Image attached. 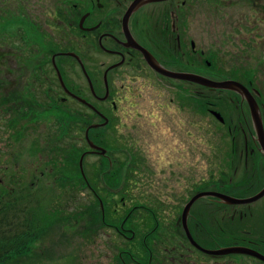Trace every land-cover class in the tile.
Masks as SVG:
<instances>
[{
	"label": "flooded vegetation",
	"instance_id": "1",
	"mask_svg": "<svg viewBox=\"0 0 264 264\" xmlns=\"http://www.w3.org/2000/svg\"><path fill=\"white\" fill-rule=\"evenodd\" d=\"M143 1L137 9H130L135 0H83L70 9H18L15 32L4 34L7 45L10 39L16 40L14 51L8 46L5 49L8 68L0 79L4 101L15 98L19 105L31 108L46 103L53 109L70 105L79 109L83 160L94 159L86 165L89 177L83 169V190L90 191L98 202L101 225L129 242L137 240L140 251L145 252L142 257L148 254L147 264L154 258L156 245L163 251L162 264L188 257L211 261L225 257L203 254L187 238L183 211L200 193L210 195L194 200L185 220L196 245L206 250L246 247L263 255L264 192L246 204H225L220 198L248 199L264 189V33L257 31L262 22L253 24L257 37L239 38L235 44L227 40L228 47L237 45L240 53L255 55V81L249 77L236 80L229 70L216 66L224 58L217 57L213 47L197 46L198 0ZM38 35L48 44L47 54H39ZM27 45L31 48L25 50ZM141 50L165 73L234 81L246 94L242 97L160 74ZM41 57H49V77L40 71ZM8 58H15V69ZM71 69L76 70L74 79ZM42 81L48 85L43 86ZM38 98H46V102ZM200 98L205 100L203 111L223 127V141L229 140L224 141L223 150L211 145L204 167L208 182L202 188L197 177ZM56 112L62 124L72 121L68 111ZM214 136L209 134L212 140ZM235 141L239 142L237 148ZM160 202L172 211L165 213ZM126 204H130L127 209ZM145 208L151 214L154 209L161 212L162 218L152 221L147 214L143 222H152L148 231L128 228V223H135V212ZM215 210L223 213L218 220L213 216ZM120 212L123 218L118 223ZM204 212L210 216V230L200 227L199 213ZM254 214L259 221L252 223ZM223 221L229 229L220 227ZM254 226L257 239L253 240L244 227ZM227 235L233 236L232 244L215 245L214 237Z\"/></svg>",
	"mask_w": 264,
	"mask_h": 264
},
{
	"label": "rangeland",
	"instance_id": "2",
	"mask_svg": "<svg viewBox=\"0 0 264 264\" xmlns=\"http://www.w3.org/2000/svg\"><path fill=\"white\" fill-rule=\"evenodd\" d=\"M74 3L81 4L83 0H0V79L5 74L6 68H8L5 49L8 46L9 49L14 51V44L16 43L15 39H10L7 45L4 34L5 32L9 34L15 32L16 25H18L16 14L20 12L18 9H70L71 4ZM196 9H198L199 28V35L196 40L197 46L208 50L213 47L217 57L222 55L224 58L222 64L216 63V66L229 70L232 73V78L245 80L249 77L254 82L256 77L254 53L242 54L238 51L237 45L228 47V44H235V41L239 38L257 37L254 23L262 22L257 31L264 33V0H198ZM44 41L41 35H38V38L35 39V44L39 47V54L48 53L49 47ZM27 47L31 48L30 45H27L24 46L25 50H27ZM8 56L15 55L8 53ZM8 59L13 60L9 62V66L15 69V58ZM39 64L40 71L47 73L46 75L49 77V57H41ZM75 71L74 69L70 70L72 79L76 78ZM46 82L42 81V85L47 86L48 82ZM38 99L46 102V98ZM204 101L202 98L199 100V170L197 174L199 188H202L208 182L206 180L208 175L204 167L206 164L205 159L208 153L210 154V151H212V146L215 150H223L224 144L229 143L228 139L224 138V141H226L224 142L221 137L224 132L223 127L215 120H211L205 110L203 111ZM39 106L35 108V111L39 113L38 118L40 121L30 124L33 126L28 127L23 136L17 138L20 143L15 144L11 141V135L14 134V131H8L7 128L13 112L8 111L10 108L8 103L0 105V192L6 189L18 190L22 186L33 185L32 189L36 192L37 199L29 204L23 203L24 206L22 205V207L30 212H35L38 226L41 228L40 236L30 244L28 252L1 264H147L148 254L146 253L142 257V253L145 252L140 251L137 240L129 242L113 230L101 225L98 202L90 191L83 190V172L81 173L79 169V160L83 155V132L78 127L81 122L78 114L79 109H75V105H70L68 109H53V106L49 107L46 103ZM53 110H59V112L66 110L71 115L76 116L75 119H71L72 121L69 122L68 130L63 129L65 123L62 124L61 120L58 119L59 113ZM23 111L28 116L32 114V111L28 108H23ZM70 114H66L68 118L71 117ZM49 133L58 142L57 145L53 146V151H55V147L57 149L61 147L67 151V155H74L71 156L74 158L69 164L64 165L59 162L60 164L53 165L48 162L49 157L45 152L42 154L31 152V136L41 142L46 139ZM212 133L215 135V140L209 138V134ZM234 145L237 148L239 142L235 141ZM17 147L19 148L18 152ZM57 153L60 152L56 151L52 155L53 158L58 160L62 158L63 160V156ZM65 158L67 159V156ZM66 159L65 161H67ZM93 160L91 158L82 161V171L85 169L84 172L88 177L91 171L86 170V165L90 166ZM62 174L67 175L63 178L64 183L61 182ZM126 203H128L127 199ZM129 205L126 204L125 209ZM120 206L119 204L118 209ZM159 206L165 213L172 211V209H169L170 206L164 203L160 202ZM150 211L151 209L145 208L140 209L138 213L135 212L136 216L133 217L135 223H128V228L138 231L150 230L152 222L151 224H149V221L143 222L146 215L148 214L149 219L152 221L162 218L161 212L158 213L154 209V211L152 210L153 214H151ZM208 215L207 212L199 213V223L202 229L210 228L207 222L210 219ZM213 216L218 220L223 216V213L215 210ZM21 218H23V214H20ZM122 218L123 213L120 212L117 215L118 223L121 222ZM257 219L254 214L251 222H258ZM227 226L225 221L220 223L222 229H229ZM235 226V223L231 226L232 231ZM214 229L217 228L214 227ZM244 229L250 232L249 237L251 239H257L255 226L252 228L244 227ZM232 237H214L213 241L215 245L227 246L234 242L231 240ZM200 241L203 242L202 244H206L204 240ZM256 249L263 250L262 247ZM260 252L264 256V250ZM182 253L186 256V251ZM153 255L154 258L151 264H162L163 251L160 245L155 246ZM140 257L144 259L141 263L139 262ZM173 262H175L174 264H184L186 262L187 264L192 262L194 264H261L254 259L233 254L225 255V257L217 258L214 261L209 258L188 257ZM168 263L172 264L170 260Z\"/></svg>",
	"mask_w": 264,
	"mask_h": 264
},
{
	"label": "trees",
	"instance_id": "3",
	"mask_svg": "<svg viewBox=\"0 0 264 264\" xmlns=\"http://www.w3.org/2000/svg\"><path fill=\"white\" fill-rule=\"evenodd\" d=\"M4 99L5 98H3V93L0 91V105H6L8 103V105H10L8 111L13 112V116L7 125L8 131H14V134L11 135V141H13L15 144H19L20 140H18L17 138L23 136V133L26 132L28 127L31 128L33 126L30 124H33L36 121H40L38 118L39 113H36L35 108L33 107L31 108L27 107L26 105H19L18 100L15 98L9 99L7 102H5ZM23 108L30 109L32 111V114H29L28 116L25 111H23ZM75 118V115H71L70 117V119ZM69 125L70 123L64 124L63 129H65V131L68 130ZM78 127L79 130L83 132V125L79 123ZM62 136L64 137V135ZM30 143L32 144L30 150L33 154H42L45 152L49 157L48 162H51V164L53 165H57L60 163L64 165L69 164L74 158L71 157L74 156L73 154L67 155V151L64 148L60 147L59 149H57L55 147V151H53V146L57 145L58 142L53 139V135H51V133L47 134L46 139H43V141L41 142L31 136ZM18 150L19 148L17 147V152ZM56 151L60 152L57 154H59L60 156L62 155L64 158L63 160L62 158L60 160H58L57 158H53L52 155L55 154ZM66 156L67 159L65 158ZM65 159L67 161H65ZM53 160L55 161V163ZM65 176L67 175H61V182L63 183V178ZM32 187L33 185L22 186L18 190L6 189L5 191L0 192V264L13 257L21 256L28 252L30 244L33 243L41 234V228L38 226L39 223L37 218L35 217V212H30L22 207L23 203L29 204L30 202L37 199L36 192H34V189H32ZM20 214H23V218L21 219Z\"/></svg>",
	"mask_w": 264,
	"mask_h": 264
},
{
	"label": "water",
	"instance_id": "4",
	"mask_svg": "<svg viewBox=\"0 0 264 264\" xmlns=\"http://www.w3.org/2000/svg\"><path fill=\"white\" fill-rule=\"evenodd\" d=\"M145 1L143 0H135V2L131 5L130 9H137L140 6H142ZM147 57V61L151 64L152 68L155 69L158 73L160 74H165L167 76H171L173 78H181L184 80H192L193 82L198 83L200 86L206 87V88H210V89H215V90H224V91H231L234 92L236 94H238L239 96H244L246 94V91L244 90V88L237 82L234 81H230V80H226V81H221V82H213L210 80H207L205 78L202 77H197V76H189V75H171L169 73H165L161 68H159L157 65V63L155 62V60H153L149 53L147 51H143L141 50ZM69 56H74V54H68ZM78 59V58H77ZM60 79V77H59ZM62 83V82H61ZM72 98H74L77 102L84 104L86 106H89V104H87L84 100H82L79 97H76L70 93H68ZM215 117H217V119L219 121H221V119L218 117L217 114H215ZM254 124V123H253ZM90 128H97V126H91ZM255 128V127H254ZM90 147H93V145L88 142ZM94 148V147H93ZM82 161H83V155L80 157L79 160V169L82 171ZM264 192V189L262 191H260L258 194H256L255 196L248 198V199H243V200H237V199H232V198H228V197H222L220 196L221 200L223 201V203L225 204H246V203H250L255 201L257 198H259V196H261V194ZM210 194L208 193H200L198 195H195L192 200L185 206L184 211H183V222H184V227H185V231L187 234V238L189 239L190 243L192 244L193 247H195L198 251H200L203 254L209 255V256H223V255H229V254H233V255H242V256H247L250 258H253L259 262L264 263V256L259 254L258 252L250 249V248H246V247H239V246H231V247H222V248H218L216 250H206V249H202L200 248L198 245H196L193 241L192 238L190 237L188 231H187V227H186V217L187 214L189 212V209L191 207V204L194 200L198 199V198H202L204 196H209Z\"/></svg>",
	"mask_w": 264,
	"mask_h": 264
},
{
	"label": "bare ground",
	"instance_id": "5",
	"mask_svg": "<svg viewBox=\"0 0 264 264\" xmlns=\"http://www.w3.org/2000/svg\"><path fill=\"white\" fill-rule=\"evenodd\" d=\"M254 125V124H253Z\"/></svg>",
	"mask_w": 264,
	"mask_h": 264
}]
</instances>
